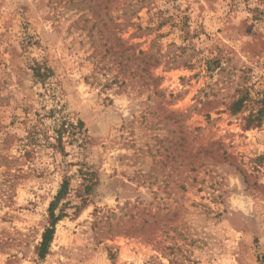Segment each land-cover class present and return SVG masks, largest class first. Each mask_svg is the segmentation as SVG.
Returning <instances> with one entry per match:
<instances>
[{"label":"rangeland","instance_id":"rangeland-1","mask_svg":"<svg viewBox=\"0 0 264 264\" xmlns=\"http://www.w3.org/2000/svg\"><path fill=\"white\" fill-rule=\"evenodd\" d=\"M261 100L264 0H0V264H264Z\"/></svg>","mask_w":264,"mask_h":264},{"label":"trees","instance_id":"trees-1","mask_svg":"<svg viewBox=\"0 0 264 264\" xmlns=\"http://www.w3.org/2000/svg\"><path fill=\"white\" fill-rule=\"evenodd\" d=\"M35 71V78H38L40 80L45 79L47 77L46 74L42 73L40 69H34ZM246 96H242L239 98L234 104L232 105V110L234 114L240 113L248 108V102H247ZM258 103H262V106L258 108V110L250 111L249 115L247 117H244L243 120L245 122V128L250 129L254 127H260L264 124V100L259 101ZM64 123L60 125V127L57 130L58 135L61 136L62 130L64 127ZM83 122L79 121L78 125H71V128L73 129L72 134L77 135L81 133L83 130ZM79 130V131H77ZM69 191V183L64 182L61 185V188L55 198V201L52 202L50 206V223L48 227L45 229V232L43 234L42 242L38 248V256L40 258H44L46 256L49 246L53 240L54 234H55V227L56 224L61 220V218L64 216V212H61L59 215H56V210L58 208L59 203L61 200H63ZM62 211V210H61ZM170 264H182L178 260L171 261Z\"/></svg>","mask_w":264,"mask_h":264}]
</instances>
